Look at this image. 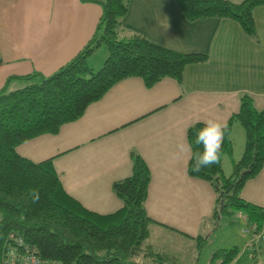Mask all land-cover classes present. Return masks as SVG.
I'll return each instance as SVG.
<instances>
[{
    "label": "crops",
    "instance_id": "crops-1",
    "mask_svg": "<svg viewBox=\"0 0 264 264\" xmlns=\"http://www.w3.org/2000/svg\"><path fill=\"white\" fill-rule=\"evenodd\" d=\"M101 15V5L93 1L0 0V89L11 75L56 71L92 37ZM252 16L255 31L249 33L227 17L190 21L179 0H130L123 35L203 52L206 59L186 64L180 79L164 76L150 86L139 76L122 78L80 117L56 133L19 143L16 152L35 162L50 158L65 191L98 213L120 207L113 182L130 175L132 154L140 155L150 170L144 205L152 222L144 247L163 260L143 253L137 259L174 260L181 241L187 244L182 254L188 247L192 254L197 238L206 240L202 231L213 230L217 190L188 174L190 160L177 146L189 143L187 128L195 121L209 116L226 121L231 152L221 156V166L225 176L233 173L246 138L237 120L229 122L240 97L249 94L264 110V4L255 6ZM8 83L16 89L26 82L12 77ZM240 196L264 208V164L245 181ZM249 242L253 252L264 249L252 234Z\"/></svg>",
    "mask_w": 264,
    "mask_h": 264
},
{
    "label": "trees",
    "instance_id": "trees-1",
    "mask_svg": "<svg viewBox=\"0 0 264 264\" xmlns=\"http://www.w3.org/2000/svg\"><path fill=\"white\" fill-rule=\"evenodd\" d=\"M82 1L97 2L102 7L96 30L86 44L56 71L11 75L0 89V258L10 234L18 233L39 255L62 264H138L140 253L159 262L163 260L157 259L159 252L144 247L152 222L144 205L150 170L140 155L132 154L131 174L113 182V190L122 201L120 207L98 213L65 191L50 158L35 162L16 152L19 143L42 133H56L63 123L80 117L92 101L122 78L139 76L150 86L164 76L180 79L186 64L206 59L203 52H182L140 34L123 35L122 19L130 0ZM179 2L190 21L227 17L249 33L255 31L253 8L264 4V0ZM101 43L106 44L108 54L95 70L87 58ZM12 77L25 85L10 89ZM233 120L243 126L246 135L233 173L223 174L221 158L218 164L200 171L192 170V160L187 167L189 175L209 180L217 190V203L223 202L214 209L213 229L219 225L220 216L234 209L241 211L246 221L259 227L264 224V208L240 196L245 181L264 164V110L254 105L249 94H242L239 110L229 122ZM202 126L197 123L195 128H187L194 150L195 135ZM225 152H231L227 128L221 156ZM32 189L38 190L39 203L32 202ZM204 238H197L200 245ZM220 251L225 256L216 263ZM237 254L236 246L215 251L211 264H228Z\"/></svg>",
    "mask_w": 264,
    "mask_h": 264
},
{
    "label": "rangeland",
    "instance_id": "rangeland-1",
    "mask_svg": "<svg viewBox=\"0 0 264 264\" xmlns=\"http://www.w3.org/2000/svg\"><path fill=\"white\" fill-rule=\"evenodd\" d=\"M108 54V48L105 43H101L87 58V63L95 70L98 69L104 62ZM228 176V175H226ZM223 202L216 203V206L220 207ZM229 207V206H228ZM231 209V208H230ZM235 212L222 215L219 218V225L211 230L210 234H206V230H203V235H208L205 242L200 245L196 244L197 250L192 254L189 247L182 251L187 244L185 242H178L176 252V259L167 260V262L161 264H211V257L213 252L219 250H228L238 247V254L228 264H264V249L258 252L251 250V244L249 242V234H244L242 228L245 227V217L239 210L234 209ZM232 220L233 222L229 221ZM220 254L222 251L219 252ZM180 254V255H179ZM225 255L221 254L216 257V263L223 259ZM194 258V259H193ZM257 259L259 263L257 262ZM143 264H160L153 259H146Z\"/></svg>",
    "mask_w": 264,
    "mask_h": 264
},
{
    "label": "clouds",
    "instance_id": "clouds-1",
    "mask_svg": "<svg viewBox=\"0 0 264 264\" xmlns=\"http://www.w3.org/2000/svg\"><path fill=\"white\" fill-rule=\"evenodd\" d=\"M197 123L203 125L195 135L194 144L197 148L194 150L193 144L187 142H180L177 146L179 155L186 154L189 160L194 161L192 163L193 171L210 168L220 162L222 144L227 128L226 121L211 116L195 121L190 127L195 128ZM29 195L34 204L39 203L38 190L32 189ZM138 264H140L139 261Z\"/></svg>",
    "mask_w": 264,
    "mask_h": 264
},
{
    "label": "built area",
    "instance_id": "built-area-1",
    "mask_svg": "<svg viewBox=\"0 0 264 264\" xmlns=\"http://www.w3.org/2000/svg\"><path fill=\"white\" fill-rule=\"evenodd\" d=\"M244 234L257 237L264 248V224L259 227L256 222L245 221ZM0 264H62L60 260L44 258L36 249L27 243L18 233L10 234L5 242Z\"/></svg>",
    "mask_w": 264,
    "mask_h": 264
}]
</instances>
